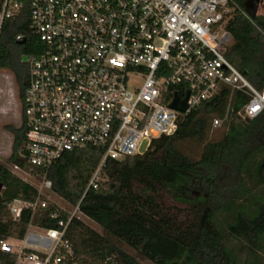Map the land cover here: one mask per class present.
Here are the masks:
<instances>
[{
	"label": "built area",
	"instance_id": "2783aa9c",
	"mask_svg": "<svg viewBox=\"0 0 264 264\" xmlns=\"http://www.w3.org/2000/svg\"><path fill=\"white\" fill-rule=\"evenodd\" d=\"M262 4L258 16L264 15ZM25 9L40 50L25 62L26 133L19 156L44 174L34 201L8 204L14 221L30 215L23 239L0 242L15 264H75L66 236L73 220L87 218L81 202L71 211L55 204L56 228L33 224L50 206L47 199L55 193L48 171L65 153H101L87 187L98 190L107 161L143 156L154 140L174 135L184 116L223 88L231 98L224 115L214 118V130L230 122L237 92L249 98L240 119L251 121L264 112V86L255 88L227 59L231 0H0V41L5 23ZM177 95L181 101L188 97L185 113L171 108Z\"/></svg>",
	"mask_w": 264,
	"mask_h": 264
},
{
	"label": "trees",
	"instance_id": "16d2710c",
	"mask_svg": "<svg viewBox=\"0 0 264 264\" xmlns=\"http://www.w3.org/2000/svg\"><path fill=\"white\" fill-rule=\"evenodd\" d=\"M249 0H231L234 8L228 29L232 44L227 59L257 89L264 86V15L251 19ZM23 35L25 41L18 42ZM40 50L30 28L27 9L5 23L0 41V70L10 71L17 82L22 108L29 85L23 58ZM231 98L223 88L199 111L182 119L177 132L153 141L149 151L125 161H107V181L98 190L87 187L102 156L95 149L65 153L48 171L53 192L70 206L80 202L81 212L102 232L73 220L66 238L74 248L75 264H142L128 252L123 256L108 246H123L141 253L153 264H264L259 255L264 244V112L247 122L237 114L249 98L235 93L226 131L205 145L199 160L185 150L188 143L208 140L213 120L222 117ZM8 127L14 136L8 163L41 180L44 172L19 156L26 124ZM0 242L23 239L30 223L12 219L8 204L22 198L34 201L36 187L0 165ZM231 193L226 198V194ZM225 196V197H224ZM167 200L173 201L168 204ZM227 200L225 203L224 201ZM54 204L40 211L35 226L56 228ZM233 215L227 230L219 216ZM62 217L66 218L62 214ZM244 241L250 249L242 261L230 248L229 238ZM16 257L0 250V264H15Z\"/></svg>",
	"mask_w": 264,
	"mask_h": 264
},
{
	"label": "rangeland",
	"instance_id": "374dc122",
	"mask_svg": "<svg viewBox=\"0 0 264 264\" xmlns=\"http://www.w3.org/2000/svg\"><path fill=\"white\" fill-rule=\"evenodd\" d=\"M264 8V4L261 5L259 14H262ZM22 105L19 98V89L16 82L14 75L8 70H0V165L8 166L12 172L18 176L19 178L23 179L24 181L30 183L36 188H39L41 185V180L32 177L31 175L20 173L15 170V167L9 165L8 160L13 152V143H14V136L8 130V127L19 128L22 123ZM226 128L223 127L219 130L211 129L209 138L204 143H188L185 145V150L191 157L194 159L199 160L204 147L210 141L219 140ZM148 142H144L142 150L147 149ZM107 178H105V182ZM227 197L231 196V193H227ZM224 196V197H225ZM50 204H57L60 206L65 207L68 210H72V206L65 203L63 199L58 197L55 194H51L50 197L47 199ZM168 204H172L173 201L167 200ZM225 203L227 200L224 201ZM233 215L229 218L227 217L226 213H222L219 216V224L223 230H227L229 222L232 220ZM83 222L87 224L92 229L96 230L97 232H102L101 228L95 224L89 218H83ZM229 246L230 248L239 256V258L244 261L248 256L250 249L244 241L236 240L234 238H229ZM122 251L128 252L133 257H135L139 262L142 264H153L151 261L146 259L141 253L133 251L129 249L127 246H123L121 248ZM259 255L264 262V244L259 251Z\"/></svg>",
	"mask_w": 264,
	"mask_h": 264
},
{
	"label": "water",
	"instance_id": "95a60500",
	"mask_svg": "<svg viewBox=\"0 0 264 264\" xmlns=\"http://www.w3.org/2000/svg\"><path fill=\"white\" fill-rule=\"evenodd\" d=\"M261 3H262V0H249L246 3L245 8H246L247 14L249 15V17L251 19H254L258 16V10H259V6ZM26 61H27V57H24L23 62H26ZM187 100H188V97L184 101H181L180 97L177 95L175 97L173 104L171 105V108L175 109L181 113H185L188 109ZM246 121L250 122L249 119H247ZM1 189H2V185H0V191H1ZM108 249L112 253H117L120 256L124 255V252L117 247L108 246Z\"/></svg>",
	"mask_w": 264,
	"mask_h": 264
}]
</instances>
